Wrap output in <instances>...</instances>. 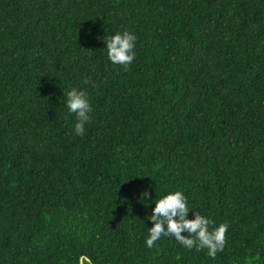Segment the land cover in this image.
<instances>
[{
    "label": "trees",
    "instance_id": "1",
    "mask_svg": "<svg viewBox=\"0 0 264 264\" xmlns=\"http://www.w3.org/2000/svg\"><path fill=\"white\" fill-rule=\"evenodd\" d=\"M123 30L127 68L104 39ZM73 86L92 106L83 136ZM145 189L226 223L223 250L148 248ZM80 256L264 264V0H0V264Z\"/></svg>",
    "mask_w": 264,
    "mask_h": 264
},
{
    "label": "clouds",
    "instance_id": "2",
    "mask_svg": "<svg viewBox=\"0 0 264 264\" xmlns=\"http://www.w3.org/2000/svg\"><path fill=\"white\" fill-rule=\"evenodd\" d=\"M104 39L108 60L113 65L127 68L136 55L134 49L137 36L129 30H123L116 31ZM87 82V80L84 81L85 84ZM64 96L68 113L75 115L74 134L83 136L85 125L89 123L92 112L88 91L84 87L73 86L64 93ZM149 198L150 192L145 189L141 193L140 199L146 206L149 203H154V207L151 208V213L148 215L152 221L145 240L148 248H152L162 236H171L188 249L195 247L199 251L206 248L207 255L212 258H215L217 252L223 250L228 225L220 223L212 227L214 221L191 208L181 190L168 191L154 202H150L153 199ZM190 210L193 211V218H187ZM78 264H92V262L90 258L80 256Z\"/></svg>",
    "mask_w": 264,
    "mask_h": 264
}]
</instances>
